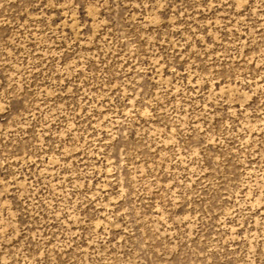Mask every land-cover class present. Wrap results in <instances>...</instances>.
I'll list each match as a JSON object with an SVG mask.
<instances>
[{
	"label": "rangeland",
	"instance_id": "obj_1",
	"mask_svg": "<svg viewBox=\"0 0 264 264\" xmlns=\"http://www.w3.org/2000/svg\"><path fill=\"white\" fill-rule=\"evenodd\" d=\"M0 264H264V0H0Z\"/></svg>",
	"mask_w": 264,
	"mask_h": 264
}]
</instances>
